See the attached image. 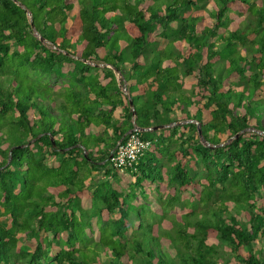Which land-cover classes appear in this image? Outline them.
I'll list each match as a JSON object with an SVG mask.
<instances>
[{
  "label": "trees",
  "instance_id": "obj_1",
  "mask_svg": "<svg viewBox=\"0 0 264 264\" xmlns=\"http://www.w3.org/2000/svg\"><path fill=\"white\" fill-rule=\"evenodd\" d=\"M203 1L0 0V264H218L210 237L263 264L245 247L264 237V5ZM188 119L143 131L153 149L129 172L144 188L169 157L171 202H220L172 235L108 159L134 120Z\"/></svg>",
  "mask_w": 264,
  "mask_h": 264
},
{
  "label": "rangeland",
  "instance_id": "obj_2",
  "mask_svg": "<svg viewBox=\"0 0 264 264\" xmlns=\"http://www.w3.org/2000/svg\"><path fill=\"white\" fill-rule=\"evenodd\" d=\"M257 1L259 4L264 5V0H257ZM209 3H211V0H205L203 2H200V5L204 10L206 8H207L206 10H208ZM244 7L246 8V6ZM241 20L242 18L236 19L233 22V26L239 25ZM101 65L103 66V64ZM220 65H224L223 61L222 62L219 61V63L216 66L217 70ZM222 69L223 67L221 68V70ZM221 70L216 71V73ZM119 79H121L120 76H119ZM190 133L191 131H188L187 135H189ZM174 147L175 145H172L171 148H174ZM171 163H172L171 159L169 157H166L164 159V164H163L164 166L162 170L163 178L156 179L152 182H149V181L146 182L144 185V188H140L136 186L135 178L132 175H130L129 172L120 173L121 175L119 176L117 182L119 184L120 190H122L124 193L135 194V196H132V198H130V200L134 204L140 205L141 203H144V206L146 209V216L149 220H151L154 217L153 216L154 211L158 212L160 215L162 213L166 214V218H163L162 222L159 223L161 227L160 232L167 231V232H170L172 235H174V233H176L177 229L180 226L179 219H182V216L184 214H187L191 209H193L203 216L205 215L204 211H208L211 208L216 209V207L220 204V202L218 203L211 202V203L203 204L198 201L196 204H193L192 200H190L191 193L194 192V194L196 195V193L198 192L197 189H193L192 192L189 191L185 195H182L179 200L171 202V198L173 197L175 193V189L171 187L168 182L169 181L168 174H170V171H172ZM190 169L192 170L193 174L197 175L198 178H201L203 175H206V169L199 161H197L196 164L190 166ZM102 179H104V176H103V173L100 172L99 174H96L95 181L92 182L90 185H93L92 187H95V185ZM87 183L88 184L90 183V179L87 181ZM133 185H135V187H133ZM193 199L196 200L198 198L196 196ZM262 202H264V200ZM258 203L260 204L261 201L258 200ZM91 206H92L91 201H89L88 208H90ZM230 207H233V204ZM232 213L233 214L236 213V211L233 208H232ZM201 215L199 217H201ZM207 215L209 216V213H207ZM224 215L226 217V214ZM240 217L242 218L244 222H246V219L243 215H240ZM98 220H99L98 217H93L91 219L93 225H96ZM133 220L136 221L135 219ZM166 238H169V237H166ZM214 243H217L216 246L217 245L219 246L220 241H216ZM129 264H133V262L129 261Z\"/></svg>",
  "mask_w": 264,
  "mask_h": 264
},
{
  "label": "built area",
  "instance_id": "obj_3",
  "mask_svg": "<svg viewBox=\"0 0 264 264\" xmlns=\"http://www.w3.org/2000/svg\"><path fill=\"white\" fill-rule=\"evenodd\" d=\"M146 130H152V127ZM143 131L145 130L138 127L134 120L133 128L124 139L117 142L108 159L113 172L125 173L138 170V164L153 147V141L145 139L142 135Z\"/></svg>",
  "mask_w": 264,
  "mask_h": 264
},
{
  "label": "crops",
  "instance_id": "obj_4",
  "mask_svg": "<svg viewBox=\"0 0 264 264\" xmlns=\"http://www.w3.org/2000/svg\"><path fill=\"white\" fill-rule=\"evenodd\" d=\"M104 65V64H103ZM116 72V74H117V78H118V80H119V76L121 77V75H120V73L119 72H117V71H115ZM184 76V75H183ZM186 76H184L183 78H185ZM109 80V79H108ZM151 83L152 82H148V85H151ZM124 86H127V84H125ZM124 86H121V87H124ZM186 87V86H185ZM187 89H191L192 87H190V86H188V87H186ZM123 89V88H122ZM127 91H128V89H127ZM189 92H190V90H189ZM128 93H129V91H128ZM191 93V92H190ZM127 94V93H126ZM181 110V109H180ZM190 110L192 111L193 110V107L191 106L190 107ZM178 111V113L175 115L176 117H181V111H179V110H177ZM122 112V109H118L117 111H116V115H115V117L117 118V119H121V115H120V113ZM191 121H193V120H178L177 122H173V123H171V124H163V125H166V126H163L162 128H159V129H164V128H169V127H171V126H174V125H176V124H184V123H187V122H191ZM131 130V129H130ZM129 130V131H130ZM155 130V129H154ZM128 131V132H129ZM187 131L188 130H186V133H187ZM153 149V148H152ZM8 220V219H7ZM159 228H161L160 227V225H159ZM161 230V229H160ZM163 239V241L164 242H166L168 245H169V247L171 248V252L172 253H174V251H175V245H178V244H180V242H181V240L178 238V237H175V239L174 240H171L170 238H162ZM216 241H220V244H219V246L217 245L216 246V244L217 243H214V242H216ZM208 243L210 244V245H214V246H216V250H217V254H216V256H214L216 259H217V263L218 264H236L237 263V258L235 257V255L231 252V250L230 249H228L227 248V246H226V243L224 242V241H222V240H220L219 238H217V237H210L209 239H208ZM221 249V251H220V249ZM251 249H253V250H251ZM245 251H247V252H251V253H253V255L259 260V262H261V263H263L264 264V237H261L257 242H256V244H255V246H254V248H249V247H245ZM179 261V260H178Z\"/></svg>",
  "mask_w": 264,
  "mask_h": 264
},
{
  "label": "water",
  "instance_id": "obj_5",
  "mask_svg": "<svg viewBox=\"0 0 264 264\" xmlns=\"http://www.w3.org/2000/svg\"><path fill=\"white\" fill-rule=\"evenodd\" d=\"M34 27V26H33ZM34 29H35V27H34ZM44 41H45V39H43ZM131 106L132 107H134V103L131 101ZM163 126H166V125H162V126H156V127H153V129H155V130H157V129H159V128H162ZM142 130H146V128H141ZM199 133H200V135H202V132H201V130L199 131ZM240 135V133H238L237 135H236V137H238ZM12 157L10 156V159H11ZM10 159H9V162H10ZM8 162V163H9Z\"/></svg>",
  "mask_w": 264,
  "mask_h": 264
},
{
  "label": "clouds",
  "instance_id": "obj_6",
  "mask_svg": "<svg viewBox=\"0 0 264 264\" xmlns=\"http://www.w3.org/2000/svg\"><path fill=\"white\" fill-rule=\"evenodd\" d=\"M123 88V90L126 92V93H128V91H127V87L126 86H124V87H122ZM149 128V127H148ZM148 128H146V129H148ZM152 130H154L153 129V127H152ZM128 134V133H127Z\"/></svg>",
  "mask_w": 264,
  "mask_h": 264
}]
</instances>
